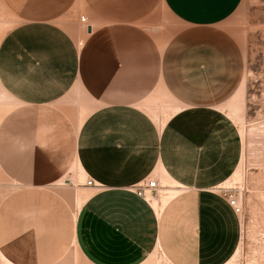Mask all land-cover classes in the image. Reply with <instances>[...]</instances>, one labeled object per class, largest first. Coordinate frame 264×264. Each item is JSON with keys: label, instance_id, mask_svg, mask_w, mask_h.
I'll return each instance as SVG.
<instances>
[{"label": "crops", "instance_id": "0c3cea01", "mask_svg": "<svg viewBox=\"0 0 264 264\" xmlns=\"http://www.w3.org/2000/svg\"><path fill=\"white\" fill-rule=\"evenodd\" d=\"M240 1L0 0V264H70L42 261L26 221L75 162L96 185L75 217L80 264L232 258L240 217L214 190L241 153L226 109L242 43L220 27ZM153 177L178 190L158 210L132 190Z\"/></svg>", "mask_w": 264, "mask_h": 264}, {"label": "rangeland", "instance_id": "374dc122", "mask_svg": "<svg viewBox=\"0 0 264 264\" xmlns=\"http://www.w3.org/2000/svg\"><path fill=\"white\" fill-rule=\"evenodd\" d=\"M161 13L172 22L162 7ZM220 27L240 38L244 56V90L226 109L238 129L241 153L236 170L220 186L236 188L242 205L239 244L226 264H264V0H241ZM75 163L54 186L41 190L35 219L26 221V225L34 222L31 228L38 232L42 261L83 262L73 244V232L76 213L88 193L85 177ZM170 181L160 184L161 203L153 201L156 210L178 191ZM217 187L214 191L221 194ZM8 212L15 214L16 207L10 206ZM16 222L15 215L8 225ZM153 260L164 263L158 253Z\"/></svg>", "mask_w": 264, "mask_h": 264}, {"label": "built area", "instance_id": "2783aa9c", "mask_svg": "<svg viewBox=\"0 0 264 264\" xmlns=\"http://www.w3.org/2000/svg\"><path fill=\"white\" fill-rule=\"evenodd\" d=\"M85 16L80 17L81 22H85ZM86 186H96L91 180L84 183ZM160 185L156 178L142 180L132 187L134 193L146 201H150V197L158 195ZM221 193L222 197L227 200L228 205L232 208L235 214L242 213V205L240 196L236 188L218 186L216 188Z\"/></svg>", "mask_w": 264, "mask_h": 264}, {"label": "bare ground", "instance_id": "6f19581e", "mask_svg": "<svg viewBox=\"0 0 264 264\" xmlns=\"http://www.w3.org/2000/svg\"><path fill=\"white\" fill-rule=\"evenodd\" d=\"M153 178H156V177H153ZM148 179H151V178H148ZM157 181H158V183H159V180H157ZM159 185H160V184H159ZM160 190H161V189L159 188V189H158V195H157V196H152V197H150V202L152 201L151 203H152V206H153V207L155 206V205L153 204V201L156 202V205L159 204V203H161V202L159 201V200H160V197H161V196L159 197V195H160V194H159V193H160L159 191H160ZM226 201H227V200H226ZM157 209H159V208H157Z\"/></svg>", "mask_w": 264, "mask_h": 264}]
</instances>
